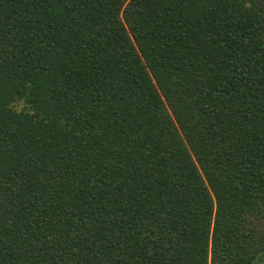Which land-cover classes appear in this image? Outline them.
Masks as SVG:
<instances>
[{"label": "trees", "instance_id": "obj_1", "mask_svg": "<svg viewBox=\"0 0 264 264\" xmlns=\"http://www.w3.org/2000/svg\"><path fill=\"white\" fill-rule=\"evenodd\" d=\"M0 264H264V0H0Z\"/></svg>", "mask_w": 264, "mask_h": 264}]
</instances>
